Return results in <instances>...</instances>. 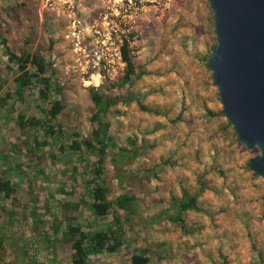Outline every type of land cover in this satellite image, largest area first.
Here are the masks:
<instances>
[{"label": "rangeland", "instance_id": "rangeland-1", "mask_svg": "<svg viewBox=\"0 0 264 264\" xmlns=\"http://www.w3.org/2000/svg\"><path fill=\"white\" fill-rule=\"evenodd\" d=\"M24 4L18 15L9 10L0 14V26L19 30L13 33L14 38L7 35L5 42L15 54L27 44L31 52H39L52 65V79L60 89L52 99L64 106L55 122L66 133L87 138L93 126V106L87 92L90 87L84 80L64 74L66 47L54 38L51 19L45 15L38 20L35 0H25ZM97 8L96 0H80L75 17L89 19ZM37 25L41 39H24L23 29L33 31ZM129 36V56L141 76L130 86L120 87L122 70L99 90L112 98L136 96L146 111L128 102L118 103L106 114L115 148L136 149L137 155L133 159L118 158L116 149L109 150L102 184L108 191L107 200L132 196L135 210L132 214L115 213L123 230V250L89 256L90 264H127L128 253L142 249L148 251V264H264L263 182L245 168L258 151H247L238 143L232 128L226 127L220 116L217 91L204 60L215 46L212 12L206 1L146 2ZM3 63L0 58V96L12 88L13 74L1 71ZM25 97V104L8 100V107L0 108V153L7 155L11 166L32 175V195L28 196L25 177L20 181L12 178L18 185L14 195L20 203L35 196V210L44 221L35 231L22 208L12 209L15 223L5 231L0 264H70L69 245L56 241L60 235L52 232V222L65 216L75 218L83 228L99 229L108 225L109 217L94 221L83 205L67 211L61 207L65 202L76 204L81 197L86 199L80 185L88 177L86 163H77L79 173L68 179L67 158L51 161L48 148L43 147L42 155L37 153L38 169L43 173L34 172L37 162L25 156L22 138L13 123L21 111L39 117L34 108L38 104L35 93ZM66 138L60 144L66 145ZM12 145L22 154H10ZM1 168L0 177L6 175ZM181 189L197 196L196 210L180 214L182 228L170 220L176 215ZM5 220L0 212V224ZM44 236L55 240L52 248L43 243Z\"/></svg>", "mask_w": 264, "mask_h": 264}, {"label": "trees", "instance_id": "trees-1", "mask_svg": "<svg viewBox=\"0 0 264 264\" xmlns=\"http://www.w3.org/2000/svg\"><path fill=\"white\" fill-rule=\"evenodd\" d=\"M0 52L4 57L1 71L5 75L13 74L12 88L0 96V108H7L6 102L8 100L25 104V96L27 94L33 95L35 93V99L38 101V104L34 106L36 112L39 113L38 118L33 115L27 116L24 111H21L16 113L13 121L19 136L22 138L20 145L25 156L28 157L27 155H29V161L37 162L34 172L37 174L43 173L42 169H38L39 158L37 157V153H40V156L42 155L43 147L48 148L47 157L51 161H56L63 157L67 158L69 166L65 170L70 171L68 179H73L79 173L77 163H86L85 169L88 168L89 170L87 171L88 177L85 180L83 179L84 182L80 184L82 186V194L86 195V199L81 197V200L76 204L65 202L61 207L67 211L68 209H75L76 205H83L86 213L94 221H102L109 217L108 225L99 229L83 228L82 225L76 223L75 218L71 217L64 216L62 220L55 219L51 224V230L54 234L59 233L60 235V237H55L56 241L60 243L66 242L69 245L71 252L70 264H90L89 256L119 253L125 247V240L122 238L123 230L115 217V213L123 211L126 214H132L135 207L132 204L134 199L132 196L121 195L113 200H107L108 191L102 184L103 163L108 151L115 150L116 146L113 138L109 135V124L105 120V116L118 103L134 102L138 109L143 112L146 111V108L141 105V101L136 96L121 95L112 98L104 96L99 89L88 88L89 100L93 106V112L90 116L93 126L89 137L78 139V134L66 133L65 129L55 122L64 106L58 100L52 99V95L60 90L52 79L55 74L52 65L46 62L39 52H31L27 44L22 47L18 54H15L5 45L4 41H0ZM121 59L124 62V69L118 86H130L132 80L138 79L142 72H136V68L129 56L127 44L121 47ZM86 86L89 87L88 85ZM108 87H113V85ZM225 126L228 127V124H225ZM39 133H41L42 139H39ZM65 137H67L66 145L60 144V140ZM56 145L58 146L56 147ZM10 149V154L21 153V149L14 145ZM136 155V149L128 151L117 148L115 156L133 159ZM88 160L91 161L88 162ZM249 161L246 163V169ZM1 167H4L3 170L6 171L4 172L6 175L0 177V212L5 216L6 223L0 224V252L3 250L7 238L6 229L10 226L12 227L15 223L14 218H16V215L12 209L22 208L29 215L31 225H34L33 230L35 231H37V226L43 224L42 222L44 221L41 217L42 214L37 213L35 210V196L30 197V200H27L26 203H20L14 195L18 185L11 181L12 178L20 181L24 177L28 183L26 185L28 196L32 195L33 182L30 180L32 175L29 176L19 166H11L7 162V155L0 153V169H2ZM27 167L30 168V165H27ZM60 191L63 192L62 189ZM180 192V200L176 205V215L170 220L174 223H179L182 228L183 222L180 219V214L185 211L196 210L197 196L194 194L189 195L184 189H181ZM6 201L8 204L3 203ZM61 215L62 213H60ZM51 240L53 239L43 237V243H48L52 248V243L55 240L52 242ZM148 262L149 255L146 249L128 253L127 264H148ZM30 263L32 264L33 262Z\"/></svg>", "mask_w": 264, "mask_h": 264}, {"label": "water", "instance_id": "water-1", "mask_svg": "<svg viewBox=\"0 0 264 264\" xmlns=\"http://www.w3.org/2000/svg\"><path fill=\"white\" fill-rule=\"evenodd\" d=\"M215 46L205 58L237 142L258 156L247 164L264 189V0H205ZM264 203V200H263Z\"/></svg>", "mask_w": 264, "mask_h": 264}, {"label": "built area", "instance_id": "built-area-1", "mask_svg": "<svg viewBox=\"0 0 264 264\" xmlns=\"http://www.w3.org/2000/svg\"><path fill=\"white\" fill-rule=\"evenodd\" d=\"M79 1L36 0L37 16L51 19L55 38L66 47L64 74L99 89L121 74V47L129 44L130 29L138 25L144 4L156 0H96L98 8L89 19L75 17Z\"/></svg>", "mask_w": 264, "mask_h": 264}, {"label": "crops", "instance_id": "crops-1", "mask_svg": "<svg viewBox=\"0 0 264 264\" xmlns=\"http://www.w3.org/2000/svg\"><path fill=\"white\" fill-rule=\"evenodd\" d=\"M24 3H25V0H0V14L3 12L6 13L7 10H9L14 15H18L19 10L22 9L20 6L25 5ZM35 3H36V0H35ZM17 7L18 9H15ZM34 7H35V4H34ZM36 14H37V11H36ZM16 31L17 29H12L11 27L3 28V26H0V41H4L5 45H7L5 42V38L7 37V35H9L11 38H14L13 33H15ZM17 32H19V30ZM22 33L24 34V39L27 37H30V39H34V37L36 39L38 38L41 39V36H42L39 25H37V27H35L33 31L23 29ZM15 38L16 40H21L20 37L15 36ZM54 38H55V33H54ZM0 58H1V61L4 60V57L2 56L1 52H0Z\"/></svg>", "mask_w": 264, "mask_h": 264}]
</instances>
